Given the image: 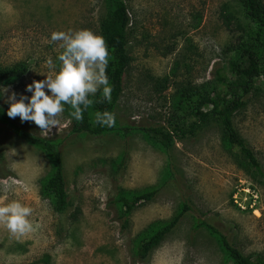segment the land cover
I'll return each instance as SVG.
<instances>
[{
  "label": "rangeland",
  "instance_id": "374dc122",
  "mask_svg": "<svg viewBox=\"0 0 264 264\" xmlns=\"http://www.w3.org/2000/svg\"><path fill=\"white\" fill-rule=\"evenodd\" d=\"M124 2L132 20L130 62L114 120L119 126L170 133L177 89L204 86L216 69H226L243 41L231 0ZM106 12L105 0H0V65L29 66L20 80L4 86L8 91L1 104L7 108L4 101L11 92L30 95L23 92L25 84L51 75L48 58L58 69L62 41H51V33L88 29L98 34ZM14 119L33 134L60 139L69 206L58 214L40 197L48 159L0 123V180L8 182L0 184V205L17 200L30 207L33 223V231L22 236L0 225V264H230L215 239L194 228L198 220L215 225L243 255L264 256V79L233 116L260 171L247 167L236 148L223 147L221 128L214 122L192 137L171 133L169 164L168 156L139 134L68 133L65 107L48 135L31 122ZM169 167L172 176L165 181ZM156 186L160 190L153 201L119 218L113 205L119 194ZM182 202L190 210L180 224L146 262L138 261V239L153 223L170 219Z\"/></svg>",
  "mask_w": 264,
  "mask_h": 264
},
{
  "label": "trees",
  "instance_id": "16d2710c",
  "mask_svg": "<svg viewBox=\"0 0 264 264\" xmlns=\"http://www.w3.org/2000/svg\"><path fill=\"white\" fill-rule=\"evenodd\" d=\"M105 3L107 12L99 23L98 35L104 38L109 53L106 75L111 86V98L104 101L101 91L90 96L92 104L83 111V118L80 121L72 119L70 116L72 109L69 105H64L70 118L68 133L91 136L118 134L121 138L139 134L152 146L167 155L170 164L171 133L177 137H192L202 127L214 122L221 128L223 147L227 150L236 148L247 167L260 171L259 162L252 149L233 124V116L243 110L246 98L256 89L258 80L264 79V4L262 1L231 0L232 12L237 27L243 35L241 37L243 41L233 49L234 55L227 62L226 69H216L214 78L204 86H183L177 89L172 103L173 115L169 122V125L172 126L170 133L165 129L119 126L115 120L111 126H101L96 123L95 117L98 112L107 111L114 117L115 108L122 94V79L130 62L128 32L132 20L127 6L124 0H105ZM228 14L231 18L232 14L230 12ZM28 69L29 66L26 63H18L10 67L0 65V87L20 80L28 72ZM3 109L6 107L0 101V110ZM0 123L10 127L19 139L46 156L50 169L40 180L39 195L52 205L54 212L65 213L69 206V200L60 153V139L57 137L43 138L38 134H33L20 127L14 118L10 119L4 115L3 111H0ZM123 153L119 156V164L124 160ZM166 172L165 181L172 176L170 167L166 169ZM261 177L264 181L263 174ZM159 190L160 186H156L138 192L119 194L113 202L119 218H126L138 205L153 201ZM189 210V205L182 202L170 219L153 223L149 228L150 231L138 239L135 258L140 262H146L152 251L161 244L167 235L174 231ZM194 228H203L207 231L215 239L230 264H264V256L243 255L229 238L212 223L198 220Z\"/></svg>",
  "mask_w": 264,
  "mask_h": 264
},
{
  "label": "clouds",
  "instance_id": "9594fccd",
  "mask_svg": "<svg viewBox=\"0 0 264 264\" xmlns=\"http://www.w3.org/2000/svg\"><path fill=\"white\" fill-rule=\"evenodd\" d=\"M50 40L62 41L63 51L57 56L60 62L58 69L48 58L45 63L52 74L25 84L23 92L30 95L9 93L4 101L7 108L0 110L10 119L18 117L20 122H31L44 135L56 128L57 117L63 113L64 105L72 109L71 118L80 121L83 111L92 104L89 97L98 90L102 92L104 101L111 98V86L106 75L109 53L101 35L81 29L68 33L53 32ZM7 91V87H0V97ZM95 121L101 126H111L114 117L107 111L98 112ZM7 183V180H0L2 185ZM31 213L30 207L11 200L0 205V225L12 235L22 236L33 231V223L28 219Z\"/></svg>",
  "mask_w": 264,
  "mask_h": 264
},
{
  "label": "built area",
  "instance_id": "2783aa9c",
  "mask_svg": "<svg viewBox=\"0 0 264 264\" xmlns=\"http://www.w3.org/2000/svg\"><path fill=\"white\" fill-rule=\"evenodd\" d=\"M250 198H252V195H250ZM236 204H237V202L236 201H234ZM238 206H240L239 204H237Z\"/></svg>",
  "mask_w": 264,
  "mask_h": 264
}]
</instances>
